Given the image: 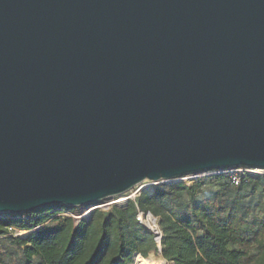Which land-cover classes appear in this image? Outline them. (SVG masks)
<instances>
[{
	"label": "water",
	"instance_id": "obj_1",
	"mask_svg": "<svg viewBox=\"0 0 264 264\" xmlns=\"http://www.w3.org/2000/svg\"><path fill=\"white\" fill-rule=\"evenodd\" d=\"M234 169L264 171V0H0V215Z\"/></svg>",
	"mask_w": 264,
	"mask_h": 264
},
{
	"label": "trees",
	"instance_id": "obj_2",
	"mask_svg": "<svg viewBox=\"0 0 264 264\" xmlns=\"http://www.w3.org/2000/svg\"><path fill=\"white\" fill-rule=\"evenodd\" d=\"M204 179L217 180L223 189L202 196ZM257 192L264 196V176L245 175L234 186L228 175H213L158 185L124 206L95 210L76 226L55 210L79 215L86 208L10 216L0 219V235L28 232L25 239L10 240L22 250L24 264H135L137 256L159 254L154 235L135 220L139 211L156 219L159 255L167 263L264 264V200L245 203Z\"/></svg>",
	"mask_w": 264,
	"mask_h": 264
},
{
	"label": "built area",
	"instance_id": "obj_3",
	"mask_svg": "<svg viewBox=\"0 0 264 264\" xmlns=\"http://www.w3.org/2000/svg\"><path fill=\"white\" fill-rule=\"evenodd\" d=\"M213 175H228L230 177L231 183L234 186H237L240 182V178L244 177L245 175H249L252 177H263L264 176V171L263 170H246V169H234V170H225L222 172H215V173H209V174H202L199 176H195L196 178H194L193 176L191 177H185L182 178L181 182H190L199 178H204V177H209V176H213ZM145 187V183L140 184L138 186H136L134 189H132L131 191L127 192L124 195H127L124 199H121V197H115L112 198L108 201L103 202L102 204L90 207L88 209H86L85 211H83L82 213H80L79 215H73V214H68L66 215V217L71 218L74 226H76L80 221L85 220L87 218V216H89L92 211L95 210H108L110 207L112 206H117L119 204H122L121 206L126 205V203L128 201H133L135 199V197L137 195L140 194V192L143 191V188ZM11 215H0V219H9ZM60 216V215H58ZM135 220L142 226H144L146 229H148L153 235H154V239L156 244H158L161 240L162 234L161 231L158 228L156 219L149 213L143 214L141 212H137L136 216H135ZM11 229H9L10 231ZM4 237V235H0V241L2 240V238Z\"/></svg>",
	"mask_w": 264,
	"mask_h": 264
},
{
	"label": "rangeland",
	"instance_id": "obj_4",
	"mask_svg": "<svg viewBox=\"0 0 264 264\" xmlns=\"http://www.w3.org/2000/svg\"><path fill=\"white\" fill-rule=\"evenodd\" d=\"M204 180H205L206 184L203 187L202 196H208V195L213 194L215 191H217L219 189H223L222 185L217 180H210V179H204ZM165 185L170 186V185H172V183H167ZM155 188H156V185L146 187V184H145V187L143 188L142 192L147 193V194H152ZM127 195H124L122 197L120 196V197H121V199H124ZM260 200H264V196L261 194V192H257V194L254 198L247 199L245 203L254 204ZM121 205L122 204H119V205H117V207H120ZM55 211H58L55 213H59V215L62 217H66V215L70 214L66 210L56 209ZM102 211H107V209L102 210ZM88 218L89 217H87L86 219H88ZM27 235H28V232H24V231L18 232V231L14 230V231H10L6 236H4L2 238V240L0 241V258H1L0 264H24L22 262V252H21L22 250L21 249H15L12 246L10 240L14 237H18L20 239H25L27 237ZM152 255L155 257H161L159 254L152 253ZM149 256H151L150 253L148 254V257ZM169 264H171V263H169Z\"/></svg>",
	"mask_w": 264,
	"mask_h": 264
},
{
	"label": "bare ground",
	"instance_id": "obj_5",
	"mask_svg": "<svg viewBox=\"0 0 264 264\" xmlns=\"http://www.w3.org/2000/svg\"><path fill=\"white\" fill-rule=\"evenodd\" d=\"M146 187L152 186V184H148L145 182ZM151 256L147 258H143L141 256H137L135 264H169L166 261L163 260L162 257H155L150 253Z\"/></svg>",
	"mask_w": 264,
	"mask_h": 264
}]
</instances>
